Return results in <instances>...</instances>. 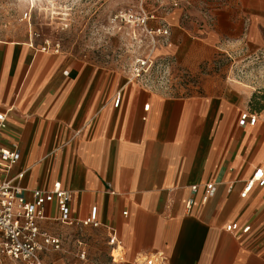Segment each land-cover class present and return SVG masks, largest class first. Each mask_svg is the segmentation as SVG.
Segmentation results:
<instances>
[{"label":"crops","instance_id":"0c3cea01","mask_svg":"<svg viewBox=\"0 0 264 264\" xmlns=\"http://www.w3.org/2000/svg\"><path fill=\"white\" fill-rule=\"evenodd\" d=\"M155 11L169 30L156 51L169 65L167 89L57 50L0 44V143L20 154L11 175L25 172V190L59 183L71 196V223L57 220L54 203L44 208L40 229L60 249L40 252L43 264L157 255L167 264H264V186L241 196L264 158V122L241 125L240 96L212 71L232 47L264 46V0ZM206 183L215 191L203 201L190 186ZM92 207L97 225L82 224ZM232 223L238 229L226 230Z\"/></svg>","mask_w":264,"mask_h":264},{"label":"rangeland","instance_id":"374dc122","mask_svg":"<svg viewBox=\"0 0 264 264\" xmlns=\"http://www.w3.org/2000/svg\"><path fill=\"white\" fill-rule=\"evenodd\" d=\"M142 1L150 11L159 6L164 11L174 1L186 4L191 0ZM194 1L200 4L201 0ZM139 2L0 0V44L24 42L34 49L57 50L125 74L133 59L147 51L149 43L141 31L115 21L114 15L136 9ZM212 71L227 90L240 96L243 109L255 111L264 122V46L232 47L218 58Z\"/></svg>","mask_w":264,"mask_h":264},{"label":"built area","instance_id":"2783aa9c","mask_svg":"<svg viewBox=\"0 0 264 264\" xmlns=\"http://www.w3.org/2000/svg\"><path fill=\"white\" fill-rule=\"evenodd\" d=\"M178 5L179 2L174 1L170 7ZM114 20L138 29L149 43L147 51L135 57L129 65L128 79L139 81L145 87L156 86L167 89L166 86L170 81L169 65L167 61L156 57V51L161 44H165L169 30L160 21L156 11L146 9L143 1L140 0L136 9L118 11L114 15ZM151 22H154L155 26H152ZM139 41H142L141 38ZM118 102L117 96L113 102L114 106H117ZM257 121L258 114L250 110L241 112L239 116L241 125L253 126ZM5 127L6 113L0 112V135ZM19 158L20 154L16 148H7L0 143V264H43L40 252L60 249V241L57 237L42 231L39 221L45 218V206L54 203L58 210L57 220L62 223H71L70 191L63 189L59 183H55L51 189L25 190L17 183L25 172L19 171L11 175V170ZM262 166H264V158L245 182L241 196H245L254 184L264 186ZM199 188L203 190V201L213 196L215 191L213 183L190 186L193 193ZM95 214L96 208L92 207L89 217L83 220L82 224L96 226ZM248 228V226L243 227L238 234L246 233ZM237 229L236 223L226 226L228 231ZM80 258H84L83 253L80 254ZM141 264L167 263L162 255H157L145 258Z\"/></svg>","mask_w":264,"mask_h":264},{"label":"trees","instance_id":"16d2710c","mask_svg":"<svg viewBox=\"0 0 264 264\" xmlns=\"http://www.w3.org/2000/svg\"><path fill=\"white\" fill-rule=\"evenodd\" d=\"M250 111L255 112V111H253V110H250ZM255 113H256V112H255Z\"/></svg>","mask_w":264,"mask_h":264}]
</instances>
